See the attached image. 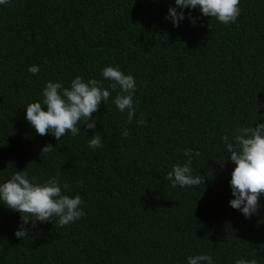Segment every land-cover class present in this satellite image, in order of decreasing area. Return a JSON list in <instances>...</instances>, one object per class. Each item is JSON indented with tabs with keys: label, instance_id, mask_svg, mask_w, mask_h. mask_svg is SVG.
<instances>
[{
	"label": "trees",
	"instance_id": "trees-1",
	"mask_svg": "<svg viewBox=\"0 0 264 264\" xmlns=\"http://www.w3.org/2000/svg\"><path fill=\"white\" fill-rule=\"evenodd\" d=\"M169 7L175 0L0 5V183L16 170L41 183L58 175L86 213L64 227L37 221L22 240L20 213L0 202V264H187L199 254L264 264V195L250 218L230 206L236 165L226 150L235 129L264 122V0H240L228 25L197 7L177 8L185 18L174 27ZM109 65L136 80L132 123L112 102L116 89L93 113L95 129L81 122L58 141L29 125L26 106L42 100L47 81L67 87L79 75L107 87ZM95 131L98 149L88 146ZM49 143L55 149L41 153ZM185 148L199 151L192 174L205 183L173 188L165 176L187 161Z\"/></svg>",
	"mask_w": 264,
	"mask_h": 264
},
{
	"label": "clouds",
	"instance_id": "clouds-1",
	"mask_svg": "<svg viewBox=\"0 0 264 264\" xmlns=\"http://www.w3.org/2000/svg\"><path fill=\"white\" fill-rule=\"evenodd\" d=\"M8 3L9 0H0V5ZM175 5L176 7H169L165 17L171 19L174 27L179 26L185 18L184 12H178L177 8L198 7L202 15L214 17L224 25L235 23L241 11L240 0H175ZM189 19L193 24L196 23L197 18L190 13ZM28 71L37 74L39 67L32 65ZM102 77L110 81L107 87L98 79L90 78L86 81L79 75L67 87L62 81H47L41 92L42 100L26 106L27 122L35 128L37 134L44 136L51 133L58 141L69 132L76 136L80 132L78 125L81 122H84L85 128L95 129L93 113L98 111L102 101L106 103L109 100L112 91L119 89L112 102L120 112L127 113V122L132 123L136 115L134 95L137 85L134 76L125 74L118 65H109L102 69ZM44 106H47L46 110ZM136 123L143 126L147 122L141 116ZM121 134L127 137L130 133L124 128ZM88 146L92 149L102 147L99 131L91 136ZM54 149L49 143L43 146L41 153H49ZM226 150L230 154V160L236 165L230 180L234 198L229 204L241 211L246 218H250L258 212L260 197L264 195V122L235 129L234 142L227 143ZM183 153L188 157L187 161L184 164H174L165 179L171 182L173 188L177 185L190 187L204 184L205 177L192 174V156H199V151L185 148ZM69 187L67 183L61 185L58 175L41 183L35 177L30 179L24 170H16L10 179L0 183V202L20 213L21 223L15 236L22 240L28 237L29 225L35 227L37 221L54 220V225L64 227L85 216L86 213L81 207L84 203L81 196L69 195L64 191ZM187 264H213V260L209 254H199L189 256ZM235 264H257V260L238 258Z\"/></svg>",
	"mask_w": 264,
	"mask_h": 264
}]
</instances>
